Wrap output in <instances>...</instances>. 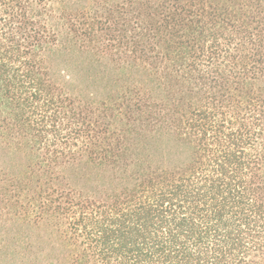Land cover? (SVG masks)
I'll list each match as a JSON object with an SVG mask.
<instances>
[{
  "label": "trees",
  "instance_id": "1",
  "mask_svg": "<svg viewBox=\"0 0 264 264\" xmlns=\"http://www.w3.org/2000/svg\"><path fill=\"white\" fill-rule=\"evenodd\" d=\"M0 264H264V0H0Z\"/></svg>",
  "mask_w": 264,
  "mask_h": 264
},
{
  "label": "rangeland",
  "instance_id": "2",
  "mask_svg": "<svg viewBox=\"0 0 264 264\" xmlns=\"http://www.w3.org/2000/svg\"><path fill=\"white\" fill-rule=\"evenodd\" d=\"M56 31H57V34H58V46H57V49L59 50V54H60V57L63 56L62 58H59V60H62V61H66L69 63L70 66V70H72L74 67L76 69H78V66H83L85 67L86 65H89V62H93L94 65H96L98 68L102 69V70H105V71H111V64H109L108 60L106 58H104L103 60L97 62V61H94L92 56L90 57H86V56H80L78 54H76L75 52L73 53L71 50V47L70 45L68 44V40H67V34H66V31H65V28L63 27L62 25V21H58L57 22V25L55 27ZM72 74H76L75 71L73 70L72 71ZM75 83L77 84H73L71 90V92L75 93L77 91H81L80 88H78L79 84L82 85L81 83L75 81ZM76 173H81V170H77ZM74 176V175H73ZM49 231H46L44 232L43 237L48 241V244L50 246V251L54 249V254L52 252H50V254L54 255V256H49L48 258H61L62 257V252L60 250V248H58L57 246V242L55 240V238H51L49 236ZM34 235V234H32ZM34 237L37 239L36 235H34ZM35 244L37 245L38 244V240L35 241ZM54 244V245H52ZM56 256V257H55ZM28 258V257H26ZM29 258H32V257H29ZM38 258H42V256L40 255V257Z\"/></svg>",
  "mask_w": 264,
  "mask_h": 264
}]
</instances>
